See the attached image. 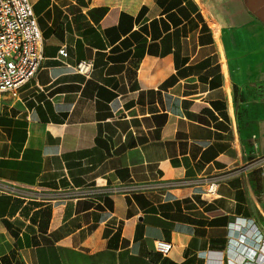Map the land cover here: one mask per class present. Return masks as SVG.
<instances>
[{
    "label": "crops",
    "instance_id": "0c3cea01",
    "mask_svg": "<svg viewBox=\"0 0 264 264\" xmlns=\"http://www.w3.org/2000/svg\"><path fill=\"white\" fill-rule=\"evenodd\" d=\"M30 1L44 60L0 113V264H264V0Z\"/></svg>",
    "mask_w": 264,
    "mask_h": 264
},
{
    "label": "built area",
    "instance_id": "2783aa9c",
    "mask_svg": "<svg viewBox=\"0 0 264 264\" xmlns=\"http://www.w3.org/2000/svg\"><path fill=\"white\" fill-rule=\"evenodd\" d=\"M59 54L62 57L65 56L66 50H60ZM43 60L44 39L31 1L0 0V113L4 98L9 96L17 99L20 90L38 75ZM75 71L89 75L92 71V64L83 62L75 68ZM165 185L172 188L180 184ZM218 186L219 181L216 179L207 181L203 191L204 195L216 196ZM151 189L153 187L150 185H136L120 190L112 189L111 193H130ZM77 196H84V194ZM246 227L250 228L248 232L252 231L254 243L264 244V238L253 222H248ZM241 242L244 241L241 240ZM155 248L159 254L166 256L172 250V245L159 241Z\"/></svg>",
    "mask_w": 264,
    "mask_h": 264
},
{
    "label": "rangeland",
    "instance_id": "374dc122",
    "mask_svg": "<svg viewBox=\"0 0 264 264\" xmlns=\"http://www.w3.org/2000/svg\"><path fill=\"white\" fill-rule=\"evenodd\" d=\"M244 262L248 263V262H250V260L249 259H246V260H244Z\"/></svg>",
    "mask_w": 264,
    "mask_h": 264
}]
</instances>
